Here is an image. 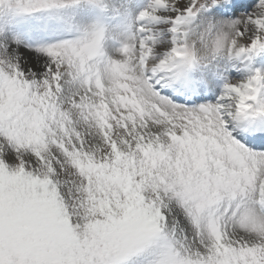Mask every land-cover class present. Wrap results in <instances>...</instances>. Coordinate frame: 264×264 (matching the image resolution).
<instances>
[{"label":"snow or ice","instance_id":"6c2138e0","mask_svg":"<svg viewBox=\"0 0 264 264\" xmlns=\"http://www.w3.org/2000/svg\"><path fill=\"white\" fill-rule=\"evenodd\" d=\"M0 264H264V0H0Z\"/></svg>","mask_w":264,"mask_h":264}]
</instances>
